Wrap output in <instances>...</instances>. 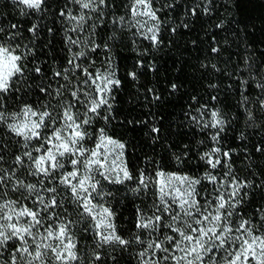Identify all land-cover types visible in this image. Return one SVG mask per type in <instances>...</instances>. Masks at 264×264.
<instances>
[{
  "label": "snow or ice",
  "instance_id": "obj_1",
  "mask_svg": "<svg viewBox=\"0 0 264 264\" xmlns=\"http://www.w3.org/2000/svg\"><path fill=\"white\" fill-rule=\"evenodd\" d=\"M12 4L38 22L26 29L0 26V264H264V166L258 172L250 163L241 176L235 150L223 145L243 119L253 131H241L238 139L247 149L251 137L253 153L264 157V60L245 54L236 88L229 85L224 98L215 84L208 85L217 90L209 101L191 97L176 135L186 139L184 129H191L195 140L202 134L195 146L174 140L162 160L145 157L137 167L123 133L116 138L114 101L122 79L111 53L112 42L123 43L116 34L131 33L133 43L140 38L159 50L167 11L183 8L185 16L202 12L211 19L217 0ZM50 13L62 25L66 66L29 67L37 49L19 42L22 31L36 37ZM216 27L223 30V22ZM178 28L191 31V24L181 21L169 30ZM106 29L111 35L97 43ZM47 32L54 35V28ZM101 48L106 55L97 65ZM127 76L138 79L137 71ZM236 95L229 105L227 98ZM119 124L149 126L128 116ZM161 132L150 127L153 144ZM251 155L246 151L243 159ZM125 201L134 204L131 229L118 226Z\"/></svg>",
  "mask_w": 264,
  "mask_h": 264
},
{
  "label": "trees",
  "instance_id": "obj_2",
  "mask_svg": "<svg viewBox=\"0 0 264 264\" xmlns=\"http://www.w3.org/2000/svg\"><path fill=\"white\" fill-rule=\"evenodd\" d=\"M164 2H173V0H164ZM184 12L185 9L181 8L176 12L167 11L164 14L163 19L169 23L165 27V43L159 50L151 49L149 42L140 38L133 43L131 33H126L124 36L117 33V37L123 39V43L112 42L114 46L111 54L116 63L117 75L122 79V87L116 92L114 101L113 114L117 116L114 122L116 138L120 139L119 134L123 133V140L128 145L127 156L137 162V167L145 157L154 156L157 160H162L166 155L167 146L174 140L180 141L181 146L185 143L195 146L196 141L204 138L202 134L196 135L195 140L191 129H184L188 133L186 139L176 135L178 122L183 119L185 110L192 103L191 97L195 96L204 103L209 101L211 95H216L218 90L219 96L224 98L229 85L233 89L236 88L234 81L241 75L239 69L242 67L245 54L264 60V0H217V8L213 11L211 19L202 12L199 18L185 16ZM120 14H123V9L120 10ZM181 21L191 24V31L178 28L176 33L172 34L169 29L176 27ZM33 22L38 21L35 17L29 19L22 16L18 6L12 4V0H0V26L7 29L11 24H19L22 29H26ZM222 22L223 30L216 27ZM42 28L43 30L34 38L26 30L22 31L19 42L37 49L38 59L33 64H29V67L34 65L42 69L65 67L69 53L64 43L61 23L58 20L54 23V17L50 13L43 21ZM48 28H54V35L48 34ZM101 35L107 40L111 30L106 29L104 33L97 35V43L101 42ZM210 47H218L220 52L211 53ZM146 49L148 54L140 55ZM76 50L78 49H73ZM105 55L103 48L95 54L97 65ZM138 61H143L146 66L140 67ZM211 65H216L219 72L213 71ZM130 71H137V80L134 81L127 76ZM233 73L236 75H232ZM172 83L178 85V91H172ZM209 84H215L217 90L210 89ZM148 89L154 91L150 93ZM154 95H160L161 100L154 101L152 99ZM238 100V95L231 96L227 98V103L231 105ZM236 111L230 109V114ZM125 116L137 121L147 120L149 126L123 127L119 121ZM151 126L162 129L155 144L148 135ZM241 131H245L247 135L253 129H245L241 119L240 126L235 132L228 133L223 145L225 148L230 147L235 150L234 166L243 176L244 172L240 170L247 169L250 163L259 172L261 166H264V157L253 153L251 137L247 149L245 148V142L238 139ZM246 151L252 153L250 160L243 159ZM168 170H175V165ZM196 174L199 175V172ZM135 203L138 204L139 201ZM125 205L126 207L120 208L122 216L118 226L131 229L128 218L132 214L134 204L125 201ZM138 250L133 249V251Z\"/></svg>",
  "mask_w": 264,
  "mask_h": 264
}]
</instances>
